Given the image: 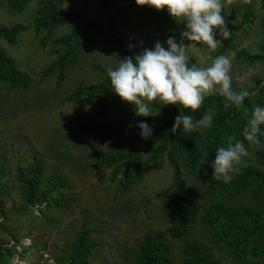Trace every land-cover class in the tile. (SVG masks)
<instances>
[{
	"label": "rangeland",
	"instance_id": "1",
	"mask_svg": "<svg viewBox=\"0 0 264 264\" xmlns=\"http://www.w3.org/2000/svg\"><path fill=\"white\" fill-rule=\"evenodd\" d=\"M41 1L32 0L23 12L14 11L7 3L0 1V25L28 26L20 33L15 45L0 39V46L15 59L18 68L28 72L33 79L29 89L11 88L0 79V167L4 169L1 179L5 185L0 194V242L8 246L9 241H20L17 249L10 251L13 264H57L56 257L88 223L99 230L93 234L98 246L91 264H136L144 235L164 230L167 226L166 207L173 196L166 197L162 193L171 187L174 169L169 159L164 158L155 166L143 167L144 181L137 183L130 192L118 189L119 183L112 179V170L95 167L92 161V152L110 147L113 141L97 140L90 133H77L74 127L87 119L125 117L139 123L143 117L137 116L134 107L123 102L114 92L99 97L87 106L65 101L64 98L81 84L102 80L105 77L104 69L117 67L118 60L126 57L113 45L110 37L114 33L128 45L131 44L133 50H144L152 49L157 41L166 47L169 36H175L179 42L185 25L177 21L173 24L166 9L158 11L148 5H138L136 0H121V5L105 9L81 1H69L61 6L62 13H84L96 21L102 31L89 34L87 40L85 36L81 38L80 59L67 64L60 82L59 72L47 78H43V72L60 54L62 46L56 42V38L69 32L70 28H59L51 37L46 30L38 32L34 19ZM222 3V14L230 30L229 38L234 37V48L229 54L233 83L238 90L255 93L259 81L264 85V61L251 62L245 57L239 58L237 53L242 50L251 54L262 52V0H222ZM248 11L251 20L241 26ZM184 43L188 45L191 42L185 40ZM224 43L225 40L209 53L206 46L192 42L187 54L196 59L197 66L207 67ZM171 106L156 102L153 113L159 111V115L151 117L162 122ZM137 146L147 159V147L140 143ZM66 149L73 153L71 159L65 156ZM259 149H264V142L259 146L252 145L249 156L243 159L238 171L243 166L257 164L256 152ZM35 160L44 166L43 185L51 190L57 185L56 190H60V193L54 191L56 197H75L66 206L49 211L54 222L40 219L36 215H42L40 210L36 214L19 211L24 208L25 201L17 171L19 167L29 168ZM178 160L188 184L197 188L202 195L201 214H204L207 207L220 197L210 194L208 187L194 179L181 151L178 152ZM59 178L72 187L63 186ZM242 203L264 206V201L251 196L233 201V204ZM191 239L204 244L222 264H264V258L252 256L238 260L231 248L214 242L212 231L201 220L185 238H170L176 264L183 263V249L186 241Z\"/></svg>",
	"mask_w": 264,
	"mask_h": 264
},
{
	"label": "trees",
	"instance_id": "2",
	"mask_svg": "<svg viewBox=\"0 0 264 264\" xmlns=\"http://www.w3.org/2000/svg\"><path fill=\"white\" fill-rule=\"evenodd\" d=\"M14 11L23 12L32 0H0ZM69 1H81L96 8L117 7L121 0H42L38 14L34 19L38 32L47 31L51 37L59 28L69 27L70 31L58 36L56 42L62 46L58 58L43 72V78H47L59 72V81L63 80L66 66L80 59L82 37L88 39V35L95 31L101 32L100 25L81 12L60 11L62 5ZM262 29L264 32V0H262ZM172 23L176 20L171 17ZM251 20L248 11L241 26ZM28 26L16 24L14 26L0 25V39H5L9 44L15 45L19 35L27 30ZM234 33V30H233ZM113 45L118 47L124 56H135L144 50H133L116 33L112 35ZM234 37L225 40L222 48L216 52L215 57L222 54L229 55L233 51ZM42 42H44L42 40ZM261 53L251 54L246 50L237 53L239 58L251 62L264 61V43ZM190 57V56H189ZM196 64V59L190 57L189 65ZM105 71V77L98 81L79 85L69 92L64 100L79 102L82 105H91L99 97L113 93L110 78ZM0 79L11 88L29 89L32 84L31 75L18 68L15 59L0 46ZM258 89L250 93L243 102V107L237 109L230 106L224 97L219 94L208 95L200 109L193 112L182 106L173 105L167 109L166 118L158 122L155 118L143 117L142 121L149 124L153 134L148 139H142L138 123L128 118H109L106 120L87 119L77 123L74 131L77 133H90L97 140L113 141L110 147H105L92 152L93 165L112 170V179L119 183L118 189L130 192L132 188L145 179L144 168H150L158 164L164 158L169 159L174 169L173 182L170 188L162 194L166 197L172 195V201L166 207L167 226L164 230L148 232L142 238L139 245V254L136 264H176L173 256L170 238L183 239L190 235L195 224L201 220L212 231V238L218 245H226L237 255L238 260L243 261L247 256L264 258V206H250L246 204H233V201L245 196L254 197L258 201H264V149L257 150V164L243 166L234 176L231 183H224L212 178L213 169L211 162L215 159L218 147H227L229 138L232 142L243 141V129L250 119L254 106H264V85L258 82ZM236 91L238 87L232 83ZM213 115L212 125L197 131L188 133L183 130L172 132L174 119L177 115H192L194 119H200L204 114ZM264 129V126H262ZM261 143L264 135L260 136ZM137 143L147 147L149 156L144 157V152ZM245 147L250 152L252 144L244 141ZM66 149L65 156L73 157V153ZM186 158V167L194 179L204 187H208L210 194L220 198L212 202L201 214L202 195L197 188L188 184L178 160V152ZM3 167H0V194L5 189L2 184ZM18 179L22 183V197L25 206L19 211L26 210L36 214L37 210L42 215L36 214L40 219L54 222V217L49 216L52 208L66 206L75 200L72 195L55 196V189L51 190L43 185L44 166L35 160L29 168L19 167ZM60 182L63 186L72 185L66 181ZM120 186V187H119ZM38 207V208H36ZM59 209V208H57ZM61 211V210H60ZM98 228L85 223L77 237L68 242L66 249L59 254L57 264H91V258L98 246V241L93 239V234ZM20 241H9L8 246L0 242V264H13L10 256L12 249H17ZM184 260L182 264H222L214 254L199 240L186 241L183 249ZM263 264V263H253Z\"/></svg>",
	"mask_w": 264,
	"mask_h": 264
},
{
	"label": "clouds",
	"instance_id": "3",
	"mask_svg": "<svg viewBox=\"0 0 264 264\" xmlns=\"http://www.w3.org/2000/svg\"><path fill=\"white\" fill-rule=\"evenodd\" d=\"M136 3L158 11L166 9L170 17L185 25L179 42L175 36H169L165 42L166 47L157 41L152 49H144L134 57L119 59L117 67L107 69L111 90L123 102L131 104L137 116L159 115V111L153 113L156 102L182 106L195 112L202 106L204 98L213 94L224 97L230 106L237 109L243 107L249 93L246 89H233L230 55L222 54L212 58L207 67L189 65L187 50L192 42L206 46L211 53L229 38L230 30L222 14V0H136ZM185 40L191 43L186 45ZM129 48H132L131 44ZM212 121L211 113L204 114L200 119L179 114L174 119L172 132L183 130L191 133L210 127ZM262 126L264 106L257 105L243 129L244 140L233 143L232 138H229L227 147L216 149L215 159L210 164L213 179L231 183L238 166L249 156L244 141L259 146L260 136L264 135ZM137 127L141 130L142 139L152 136L153 130L146 122H139Z\"/></svg>",
	"mask_w": 264,
	"mask_h": 264
}]
</instances>
